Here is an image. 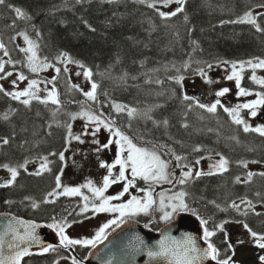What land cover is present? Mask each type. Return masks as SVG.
Segmentation results:
<instances>
[{
	"label": "trees",
	"instance_id": "obj_1",
	"mask_svg": "<svg viewBox=\"0 0 264 264\" xmlns=\"http://www.w3.org/2000/svg\"><path fill=\"white\" fill-rule=\"evenodd\" d=\"M262 3L264 0H186L183 12L165 19L139 0H6L0 5V31L13 56L21 57L16 38L26 32L38 45L39 57L56 62L67 53L92 69V79L100 87L94 102L78 89L71 90L60 76V118L43 103L33 101L25 106L0 93V164L17 167L34 156L52 159V153L57 154L64 145L66 119L91 108L95 114L110 117L141 145L164 144L165 152L170 148L189 161L205 152L227 158V172L201 176L184 186L186 203L199 218L209 220L210 229L224 220L244 221L264 233V213L256 215L242 203L251 201L255 209L264 208V176L256 174L245 184L236 182L239 173L244 174L239 165L245 159L264 162V137L242 133V127L232 123L221 107L209 113L193 104L189 111L191 102H182V87L172 79L195 77L208 63L264 59V32L251 24L232 22L249 9L254 14L264 11L256 7ZM17 7L31 19L17 17ZM257 21L264 27V16ZM249 75L245 74L244 87L258 91L249 84ZM115 104L136 108L137 114L118 113ZM5 113L7 120L3 119ZM4 138L8 144H3ZM197 146L201 151L194 152ZM164 158L175 161L171 155ZM52 182L53 173L39 178L22 174L15 186L0 188V212L42 219L61 208L66 210L69 203L61 200L59 209L54 204L43 205V213L32 211V202L41 201ZM233 202L240 205L239 212L231 207ZM223 239L220 235L215 241L218 247H225ZM57 257L53 252L32 256L24 264H53Z\"/></svg>",
	"mask_w": 264,
	"mask_h": 264
},
{
	"label": "snow or ice",
	"instance_id": "obj_2",
	"mask_svg": "<svg viewBox=\"0 0 264 264\" xmlns=\"http://www.w3.org/2000/svg\"><path fill=\"white\" fill-rule=\"evenodd\" d=\"M80 2V0H78ZM140 3H148V6L155 9L158 14L168 19L170 17L176 16L178 13L184 11V5L186 4V0H152L151 3L148 0H139ZM6 0H0V5H4ZM162 5L164 8H169L171 5H176L174 9L171 11H162L157 5ZM11 7V6H10ZM258 9L264 10V3L258 4L256 6ZM15 15L21 19H31L22 9L19 7L14 9ZM258 16H264V11L255 12L253 10L247 11L238 21H232L233 23H247L253 25L257 31L264 32V27H261L260 23L257 21ZM187 19V17H185ZM91 27V26H89ZM95 29H93L94 31ZM18 35L23 36L24 41L27 42L28 47L20 48V51L27 55V63L26 67L31 73H39L41 71H45L49 68H54L57 76L52 77L51 80L47 81V83L52 84V88L48 89L45 87L44 89L40 88V84L43 81H38L37 79H29L28 75H25L23 71H18L16 78L9 80L10 77H13L14 72L8 70L7 66L12 65L15 67L16 64L20 63V61H13L12 59L5 60L3 57L9 56V51L3 42H0V50L3 51V56H0V81H8L13 89L17 90H9L5 88L3 83H0V93H3L5 96L11 97V99L20 101L25 106H30L33 100L39 101L43 104L52 103L55 105H61V100L59 99V92L55 86V80L61 73L60 67H55L54 64L47 61V58H41L37 55L38 45L29 38L26 32H20ZM62 62H66L64 66V72H69L67 64H77L81 69H84L82 73L77 72L75 75L83 77L91 82L90 90L85 91L80 85L73 84L72 87L78 89L83 93L84 96L91 101H97V90L100 85L95 82L93 77V71L91 68H87L80 61L74 60L72 57L68 56L67 53H63L60 57ZM220 63L227 64L228 61H221ZM231 63V74L226 77L229 81H235V85L238 89V96H250L253 93L247 90L244 87H241V81L244 78L243 72L245 71V63L253 70L251 74V80L255 83L264 85V78H258L255 74V69H264V59H258L257 62H253L249 60L247 62H230ZM206 68L211 70L213 68V64H206ZM197 75L203 79V82L206 85H214L219 81L212 79L208 71L205 68H199L197 70ZM172 79L181 87H183L184 76L173 77ZM28 81L27 87L20 90L19 83ZM41 91L47 92L45 97L40 95ZM230 92V89L224 87L219 90H214L211 94L216 97H224L227 93ZM258 97L255 100L237 104L235 107H224L221 103L220 99H216L214 103L205 104L200 102V99L195 96H189L186 93L182 95L181 100L189 101L188 108L191 110V107L194 105L198 106L201 109H205L209 113H216L217 107L220 106L223 108V111L228 113L232 118L233 122L236 125H242L244 132H255L258 133L261 137H264V124L253 127L250 125L246 119L241 115L242 109L249 110V114L251 117H257L258 110L264 108V92L256 93ZM23 98V99H22ZM115 110L119 112H124L127 110V115L129 117H134L137 114L136 108L127 109L126 106H122L120 104L114 105ZM102 113L97 115L91 111H82L80 113H76L72 115V119L75 120L77 117L85 118L89 124L95 125L94 131H88L89 124H85V130L81 134L74 135L71 131V125H68V136L71 140H75L80 144L85 143L82 139V136H91L95 137L97 133L101 131V126L106 129L110 134V138L106 143H101L99 139H93L91 143L96 145L93 149L96 153L103 152L106 149H110L114 144L118 146V151L116 154V158L113 162H107L105 160H99V167L105 169L107 174L103 176V183L101 187H98L96 183L88 179L86 183L77 186L70 187L64 186L61 183V176L63 175V169H61L60 174L55 177L56 189H62V191H53L48 193L49 196L52 195H64V196H81L84 203L82 208L80 209L79 214H84L89 212L90 210L94 214L99 213H118L119 215L108 222L104 223L95 233L93 238H85V239H73L67 234V229L73 226V223H82V221H68L67 219L55 220L53 218V223L48 224L47 227L55 230V232L59 236V247H63L68 249L74 246H82V247H92L96 248V246L100 243H103L108 238V229L112 228L113 225L119 227L120 224L126 223L125 218H132L138 216L140 214L150 215L157 211L162 213L161 219L164 221H170L174 214L179 212H192L193 215H197L194 209H191L185 201V197L188 195L186 191H179L174 195L167 196V200L169 203L165 202V193L161 192L159 194V200L153 196L154 185L157 184H172L173 181H176L180 185L187 184L189 181L199 179L201 176H211L216 174H222L228 171L229 161L227 158H224L220 155V159L215 161L209 166L208 171H204L202 169H197L196 166L201 164V160L204 157H199L194 160V162L190 163H182L187 160V156L176 155L174 150L168 148L167 152L164 151L167 148V145L159 144L155 142H148L146 145H139L133 142V138H130L126 135L119 127H113L114 121L111 123L106 122L102 119ZM3 119H8V114H3ZM151 119V117H149ZM164 125L168 124L167 120L163 121ZM184 127H188L187 124L183 125ZM71 140L68 141L69 145L71 144ZM9 140L7 138L3 139V144H8ZM68 151V148H65L64 152H60L59 160L65 162V167L67 166L65 152ZM194 152L201 151L199 146L193 148ZM52 155H57L56 153H52ZM167 155H171L175 160L176 164L173 165L172 160L165 159L164 157ZM210 159V157H209ZM29 161H26L23 164H20L18 167L10 166L9 164H0V168L6 169L10 174V177L6 180L0 182V188H10L16 185L17 178L20 176V169H23L25 172H28ZM49 160L47 157H43V162L39 165L38 170L34 173H29L30 175L40 176L44 172H51V168L49 167ZM75 163V161H73ZM243 167L247 168V162H241ZM255 163H260V161H255ZM175 167H180L182 170V175L177 176L175 173ZM187 169V170H184ZM115 170V171H114ZM256 175V173L248 172L247 180L251 181L252 177ZM259 175L264 176V172L259 173ZM137 181H143L147 184V188L138 187ZM236 182L240 183V177H236ZM114 185H121L122 190L119 191L115 195H105L109 188ZM82 189H87L91 194V198L88 195H85ZM131 189H136L137 191L144 193L143 196L131 195ZM130 195L131 198L124 201L123 198L125 195ZM259 195V193L257 194ZM29 199V198H26ZM99 201V203H96ZM113 201H122L121 203H113ZM44 203L54 202L48 201L47 199L43 201ZM6 203L11 204L13 201H6ZM212 203H215L212 201ZM242 203H246L249 208L255 212V208L252 205L251 201H242ZM39 203H33V208H38ZM91 206V207H90ZM219 207V205H217ZM231 207L236 209L238 212L240 211V205L233 202ZM171 209L170 211L166 209ZM223 210V209H222ZM256 215H260V213H255ZM243 215H248L247 211L243 212ZM85 219H89L90 217L85 216ZM232 221L224 220L217 224H214L213 227L209 228V220L205 218H200V224L203 226V236L202 239L206 243L205 247H200L197 244V238L191 234H186L182 241H177L172 237L165 235L163 239L158 241L157 245L149 246L145 243V241L140 237L136 236L135 239L138 241V245L133 248V252H146L147 256L152 260H157L161 262V264H204L205 261H214L215 264H236V261L233 259L235 256V247L236 244H244L245 241L243 239H238L234 244L229 235L227 233L225 225L231 223ZM236 223H241L243 228L247 230L250 235V238L255 246L259 249L264 250V233H258L254 231L247 223L243 221H235ZM19 224L25 225V233L23 235L20 234L19 230L13 226L11 222L7 223L6 231L0 235V264H21V261L24 257L32 255L33 253L29 250V247H21V244H32L39 245L41 244L40 237L36 234V229L40 227V225L35 222H30L25 224L23 221H17ZM145 227H149V225H145ZM218 233H224L223 244L224 248L218 247L215 242H213L212 238L217 236ZM11 235V239L6 243L4 237ZM171 242V243H170ZM142 246V247H141ZM5 248H7L8 255H5ZM57 247L52 244H46L37 254H44L49 251H56ZM63 259H69V257H63ZM71 264H84L83 259H78L76 256H72ZM259 260L264 262V255L259 256ZM56 264H59V261H56ZM108 264H111V260L108 261Z\"/></svg>",
	"mask_w": 264,
	"mask_h": 264
},
{
	"label": "rangeland",
	"instance_id": "obj_3",
	"mask_svg": "<svg viewBox=\"0 0 264 264\" xmlns=\"http://www.w3.org/2000/svg\"><path fill=\"white\" fill-rule=\"evenodd\" d=\"M175 7H177L176 5H171L169 8H164L161 7V9L163 11H171L172 9H174ZM17 43L19 44L20 48H26L28 47L27 42L24 41L23 36H18L16 38ZM27 55L26 53H24V61H20V63L16 64L15 67H13L12 65H8L7 68L8 70H11L14 72L13 77H10L9 80L11 79H15L16 75L18 73V71H23L25 73V75L29 76V79H37L38 81H43L40 84V88L44 89L45 87H47L48 89L52 88V84L47 83V81L51 80L52 77L57 76V74L55 73L54 68H49L45 71H41L39 73H31L28 68L26 67V63H27ZM38 55V53H37ZM0 56H3V53L0 54ZM39 56V55H38ZM5 60L9 59L10 56L8 57H3ZM11 59V58H10ZM14 61V60H13ZM48 62L52 63L55 65V67H60L61 68V73L60 76H64V81L68 82L69 85H67L68 87H70L71 90H74L75 88L72 87L73 84L76 85H80L81 88H83L85 91L90 90L91 87V83L90 81H87L83 75L81 74L80 76L75 75V73L80 72L82 73L84 71V69H81L78 65H74V64H67V67L69 69V72L65 73L64 72V66L66 62H62L61 66H60V59H58L56 62L54 61H49ZM258 60H254L253 62H257ZM206 71H208L209 76L214 79L219 81L218 83L214 84V85H206L203 82V79L200 76H195L192 78H186L184 79L183 82V87H182V91L183 94H187L189 96H196L200 97L201 100L203 101V103L205 104H211L214 103L216 99H220L221 103L224 105V107H235L237 104H241V103H246L252 100L257 99L258 97L256 96V93L258 92H264V85H260L255 83L253 80H251V74L253 72V70L247 65V63H245V71L243 72V79L241 81V87H244V79H245V74L247 72H250L249 74V79H250V83L249 84H253L255 87L258 88V91L256 90H249L250 92H252L253 94L250 96H238L237 92L238 89L235 85V81H229L226 79V77L228 75L231 74V63H218V64H214L213 68L211 70L209 69H205ZM255 74L258 78H264V69H255ZM0 83H3L5 88L9 89V90H17V89H13L12 86L9 84L8 81H0ZM19 83V89L22 90L24 88L27 87L28 81H23V82H18ZM60 84V81H59ZM58 84V85H59ZM56 86V84H55ZM224 87H227L230 89V92L227 93L224 97H216L214 95H212L211 93L214 90H219L222 89ZM245 88V87H244ZM57 89V87H56ZM58 91V89H57ZM79 92V91H77ZM40 95L42 97H45L47 95V92L45 91H41ZM51 106H54L52 103H48ZM219 107V106H218ZM83 111V110H82ZM82 111H78L77 113H80ZM84 111H91V108L85 109ZM190 111V110H189ZM263 111L264 108L259 109L258 110V115L257 117L253 118L250 116L249 114V110L247 109H242L241 110V115L246 119V121L252 125L253 127H257L260 126L262 124H264V115H263ZM94 113V112H93ZM74 114V113H73ZM98 115V114H97ZM192 117H195V114L192 115ZM67 121V119H66ZM71 124V131L74 135L76 134H81L82 132H84L85 130V124H89V122L82 117H77L73 124L72 122H70ZM66 126H68V123H66ZM103 126H101V130H103ZM95 130V125L94 124H89V128L88 131H94ZM106 130V129H105ZM102 133L104 135H110V133L106 130V131H100L99 134ZM70 138V137H69ZM90 138L91 139H96V137H91V136H82V139L85 141V145H90V146H95L90 142ZM71 140V138H70ZM134 142V141H133ZM135 143V142H134ZM76 144L81 145L79 142L75 141V140H71V144L68 147V151L65 152V157H66V162H67V166H64V170H63V175L61 176V183L64 186H70L72 184H74V182L79 181V177L74 176L73 174L76 172L78 173L79 171H77V169L74 166L73 161L75 160V146ZM171 160V159H170ZM203 160V159H202ZM201 160V161H202ZM219 159L217 158H211L209 159V156L206 160V162L203 163L202 165V170L204 171H208L209 170V166L214 163L215 161H217ZM43 161H31L28 163L27 167L28 170L35 172L36 170H38L39 165L42 163ZM173 165L176 164L175 161H172ZM183 163V162H182ZM65 165V163H64ZM200 166V165H199ZM264 167V166H263ZM248 172L249 171V164H248ZM261 168V165L258 164H253V166H251L252 172H255L257 170H259ZM175 173L178 175H182L181 174V168L180 167H175ZM185 170V169H184ZM10 177V174L6 171H1L0 170V181L6 180L7 178ZM141 183L143 184L144 182L141 181ZM174 183V181H173ZM172 184H157L154 185V191H153V196L155 198V193L159 192L160 190L158 188H162L164 191V188H166V196H165V202L169 203V201L167 200V196H171V191H172ZM145 186V188H147V184H143ZM158 195V194H157ZM159 197V195H158ZM84 201L82 202V206H83ZM168 211H170L171 209H166ZM160 213V212H159ZM181 213V212H179ZM179 213H176L174 215H177ZM162 215V213H160V216ZM104 218L103 216H98L94 219L93 222L90 223V225H85V229L82 230V232H77L74 233L75 237L79 238L83 236V239L85 238H92L93 235H95L96 231L99 229V226L102 224ZM238 224V225H237ZM237 224H226V230H228V235L231 239V241L235 244L236 241L238 239H243L245 241L244 244H236L235 247V256H234V260L235 261H243L244 264H249V258L251 255H255V257L259 256L260 252L262 251L261 249H259L257 246L254 245V243L252 242L249 233L247 232L246 229L243 228L241 223H237ZM87 228V229H86ZM74 235L71 233L70 237H73L74 239H77L74 237ZM255 253V254H254ZM262 255H264V252L262 253ZM237 259H241V260H237ZM59 264H68L64 261L60 262ZM260 264H264V262L260 261Z\"/></svg>",
	"mask_w": 264,
	"mask_h": 264
},
{
	"label": "flooded vegetation",
	"instance_id": "obj_4",
	"mask_svg": "<svg viewBox=\"0 0 264 264\" xmlns=\"http://www.w3.org/2000/svg\"><path fill=\"white\" fill-rule=\"evenodd\" d=\"M198 98L201 100L200 97H198ZM103 130L106 131L105 129H103ZM103 130H101V131H103ZM110 136H111V134L110 135H104L102 133H100V134L97 133V135L95 137H96V139H99L101 141V143H106L108 141V139L110 138ZM66 143H67V139H66V136H65L64 145L57 152L56 159L54 160L53 159V155H51L52 159L49 161L50 162L49 163V167L51 168V172H44L42 175L36 176V175H30L29 174V173H34L33 171L28 170V172H25L23 169H20V176L22 174H25L27 176H32V177H35V178H39V177H43L44 175L53 173L52 187L48 188L44 192V194L41 197V201L37 200L35 202H32V204L33 203H39V205H40L38 208H33L31 206L32 211L37 212V213H43L44 212L43 205H54V204L57 205L58 209H59L61 200H64V201L69 203L67 205V209L66 210H62V208H61L60 212H63L62 214L57 209L56 211H58V212H56V213L53 212L51 215H48L47 218L43 216L42 219L35 218V219H31V220H35L37 222H44V223H47V224L53 223L54 222L53 218H55V220L67 219L68 221H74V220L75 221H82V223H73V226L71 228L67 229V234L71 236V233L74 235V233L82 232V230L85 229L84 228L85 225H87V224L90 225V223L93 222L94 219L96 217H98V216H103V218H104L102 224L99 226V228H100L104 223H106L109 220L117 217L119 214L118 213H99V214H94L91 210L89 212H87V213L79 214L80 213V209L82 208V202H83V199H82L81 196H64V195H52V196H49L48 195V193L53 192L54 190L57 191V192L62 191V189H56L55 177L60 174V170H61L62 165H63L62 162L59 160V155L58 154L60 152L64 151V149L66 147ZM82 145H83V147H82ZM95 147H96V145L92 147L90 145H85V144H81V145L76 144L75 148H77V151H76V156H75V160H74L75 161L74 166L76 168H80L81 169L82 175H81L80 180L74 182V184L70 185V187L80 186V185L86 183L88 179L93 180L98 187L102 186L103 176L106 175L107 172H106L105 169H102V168L99 167V160L97 159V157H99L100 159L105 160L107 162H113L115 160V158H116V154H117V151H118V146L114 144L110 149H106V150H104L103 152H100V153H96L93 150ZM74 154H75V152H74ZM34 158H37V156H34ZM34 158L30 157V158H26L24 160L25 161H29V162L36 161L37 159H34ZM196 158H199V157L198 156L194 157V160ZM39 159H40L39 162L43 161V157H39ZM194 160L193 161L187 160V161H183V162L184 163H190V162H194ZM54 164L56 165L55 171L53 170V165ZM196 168L199 170L200 166L198 165V166H196ZM20 176L17 178V181L20 178ZM143 184L141 183V181H137V186L138 187H145ZM158 189L160 191L155 193V198L157 199V201L159 200L158 195L161 192H164L165 195H166V192L162 191L163 190L162 188H158ZM121 190H122V186L121 185H114L113 187L108 189V191L105 193V195H115ZM82 191H83V193L85 195H88L91 198L92 194L87 189H82ZM130 191H131V195H136V196H143L144 195V193H141V192L137 191L136 189H131ZM179 191L180 190H177L175 193H178ZM130 198H131V196L126 194L125 197L123 198V200L126 201V200H128ZM46 199L48 201H54V202L44 203L43 201H45ZM121 202L122 201H113V203H121ZM96 203H99V201H96ZM85 216L90 217V218L89 219H85L84 218ZM160 217H161L160 213L157 211V212H155L153 214H150V215L140 214V215L132 217V218H127L126 217L125 220H137V221L142 222L145 225L146 224L149 225V227H146L147 229L152 230V231H158L164 226V224H163L164 220H162ZM115 228H116V226L113 225L112 228L108 229V233H110ZM74 237H75V235H74ZM93 237H94V235L92 236V238ZM71 238H73V237H71ZM75 238H77V237H75ZM77 239H83V236L79 237ZM82 248L86 249L85 247H82V246H79V245L74 246V247H70L68 249H65V248L61 247L60 248V262L64 261V262H66L68 264H71V259L70 258L72 256H76L78 259H84V257L82 258V256H81ZM87 248H90V246L87 247ZM63 257H69V259H63ZM254 259H255V257H252L251 261L254 260Z\"/></svg>",
	"mask_w": 264,
	"mask_h": 264
},
{
	"label": "water",
	"instance_id": "obj_5",
	"mask_svg": "<svg viewBox=\"0 0 264 264\" xmlns=\"http://www.w3.org/2000/svg\"><path fill=\"white\" fill-rule=\"evenodd\" d=\"M0 42H2L1 35ZM17 221H23L25 224L32 222L9 213H0V235L6 231L8 222H11L13 226L19 230L20 234L23 235L26 230L25 225L19 224ZM36 224L40 225V227L36 229V234L40 237L41 244H21V247H29V250L33 254L39 253L40 249L46 244L59 247L58 234L45 224ZM186 234H191L196 237L197 244L200 247L206 246V243L202 239L203 226L197 218L191 215L178 216L174 222L168 224L158 233L145 230L144 227L137 222H126L117 230L111 232L107 240L98 244L96 248L91 249L86 264H108L109 260H111V264H161V262L157 260L150 259L146 252H133V248L138 245V241H136L135 237L140 236L146 244L155 246L165 235L177 241H182ZM4 239L7 243L11 239V235L5 236ZM8 254L7 248H5V255ZM45 254L46 253L42 255ZM30 256L31 255L24 257L21 264H24V261ZM204 264H215V262L205 261Z\"/></svg>",
	"mask_w": 264,
	"mask_h": 264
},
{
	"label": "bare ground",
	"instance_id": "obj_6",
	"mask_svg": "<svg viewBox=\"0 0 264 264\" xmlns=\"http://www.w3.org/2000/svg\"><path fill=\"white\" fill-rule=\"evenodd\" d=\"M249 10H250V9H249ZM254 254H255V253H254ZM252 257H255V255H254V256H253V255H251L250 257H247V258H249V259H250V261H251V258H252Z\"/></svg>",
	"mask_w": 264,
	"mask_h": 264
}]
</instances>
